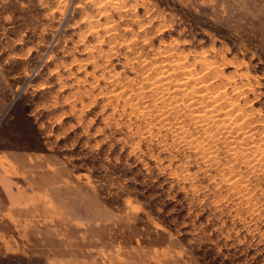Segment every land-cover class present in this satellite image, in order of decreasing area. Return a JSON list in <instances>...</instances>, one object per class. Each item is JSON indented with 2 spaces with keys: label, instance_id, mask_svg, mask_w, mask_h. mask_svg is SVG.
I'll list each match as a JSON object with an SVG mask.
<instances>
[{
  "label": "rangeland",
  "instance_id": "obj_1",
  "mask_svg": "<svg viewBox=\"0 0 264 264\" xmlns=\"http://www.w3.org/2000/svg\"><path fill=\"white\" fill-rule=\"evenodd\" d=\"M185 68L236 133L138 112ZM263 144L264 0H0V264H264Z\"/></svg>",
  "mask_w": 264,
  "mask_h": 264
},
{
  "label": "bare ground",
  "instance_id": "obj_2",
  "mask_svg": "<svg viewBox=\"0 0 264 264\" xmlns=\"http://www.w3.org/2000/svg\"><path fill=\"white\" fill-rule=\"evenodd\" d=\"M115 30V29H114ZM113 41V40H112ZM169 51V50H168ZM167 52V51H166ZM186 56V55H185ZM173 57V56H172ZM172 59V58H171ZM179 59V62H180V58H178ZM144 60H146V58L144 59ZM143 60V61H144ZM169 60V59H168ZM176 60H177V58H176ZM178 61V60H177ZM168 65V64H167ZM180 65V64H179ZM212 65V64H211ZM152 66V65H151ZM154 66V65H153ZM162 67H164V65L162 66ZM168 67H169V65H168ZM168 67L166 68L167 70H168ZM164 69V68H163ZM169 69H170V67H169ZM192 69V68H191ZM208 69V68H207ZM166 70V71H167ZM181 70H182V67H181ZM185 70H186V68H185ZM195 69H193V71H194ZM165 71V72H166ZM175 71V70H174ZM187 72H185L184 73V76H182V78H178V79H175V78H172L171 76H169V75H174L173 74V72H172V74H169L168 76L167 75H161L162 77H157V78H153L152 77V79L153 80H150L151 78H150V76L148 77V78H146L148 81L147 82H145V83H147V85H146V89H145V91H147L148 93V95L145 93V92H143V90H141V92H143V95L142 96H140L141 98L143 97H149L150 96V98H151V100L150 101H152V103H153V108H151V109H149L148 108V104L146 103V104H144L143 106H142V108L140 107V105H137L136 103H134V104H136L138 107H139V109H138V112H139V110H140V112L143 114V115H149L151 112H152V109H158V110H160V111H162V113H163V115L164 114H167L168 112H170V111H175V113L177 112L178 114H181L182 112L184 113V112H187L186 114L189 116V119H190V123H188L189 125H191L192 126V129H197V128H199V129H208V128H210V127H212V126H214V125H218V124H220L219 125V127H220V129H222L221 127H223V129H225L226 130V133H229V134H231L232 135V133H236V131L237 130H234L233 129V125L235 124V122H236V120H235V118L237 117L236 115V117L235 118H231V117H229V115H228V118H220L222 115H224L225 113V111L226 110H224L223 112H218L221 108H222V106H221V108L220 107H217V104H215V102H217L216 101V97H215V92L213 91V90H211L210 88L208 89V87L207 86H203V84H201L202 86H198V85H194V83H193V85H190V84H188L187 82L189 81V82H192V81H190L189 79H191V76L193 75V74H195V73H197V72H195L194 71V73H192L191 71H189V70H186ZM161 72H162V69H161ZM160 73V72H159ZM163 73V72H162ZM171 73V72H170ZM175 74H177L176 72H174ZM200 73V72H199ZM210 73V72H209ZM143 75V74H142ZM183 75V74H182ZM185 75H187V76H185ZM152 76H155V75H152ZM157 76V75H156ZM178 76V75H177ZM202 76V75H201ZM215 76V75H214ZM218 76V75H217ZM147 77V76H146ZM204 77V76H203ZM198 78V77H197ZM201 78L202 77H200L199 79L201 80ZM205 78V77H204ZM209 78V77H208ZM213 78V77H212ZM196 79V78H195ZM207 79V78H206ZM202 82H203V79L201 80ZM196 82V81H195ZM206 84V83H205ZM145 85L143 86L144 88H145ZM188 85V86H187ZM222 85V84H221ZM132 86V85H131ZM121 87H122V85H121ZM141 87V86H140ZM139 87V88H140ZM123 88V87H122ZM125 88H127V87H125ZM124 88V89H125ZM139 88H137V90L139 89ZM222 88V87H221ZM129 89V88H128ZM128 89L126 90V91H128ZM115 90H117V89H115ZM135 89H133L132 88V91H134ZM137 90H135V91H137ZM221 90V89H220ZM129 91H131V90H129ZM124 92V91H123ZM140 92V93H141ZM150 92V93H149ZM218 92V91H217ZM126 93V92H125ZM130 93V92H129ZM136 93V92H135ZM139 93V92H138ZM138 93L135 95V98H137L136 96H138ZM145 93V94H144ZM127 94V93H126ZM119 95V94H118ZM130 95H132V94H130ZM122 96V94L120 95V97ZM126 96V95H125ZM124 95H123V97H125ZM119 97V96H118ZM134 97V96H133ZM130 98V97H129ZM140 98V99H141ZM225 98V97H224ZM223 98V99H224ZM225 99H227V98H225ZM224 99V100H225ZM126 100V99H125ZM130 100H132V97L130 98ZM139 100V99H138ZM144 100V99H143ZM140 101H142V100H140ZM145 101V100H144ZM219 101V100H218ZM226 101H228V100H226ZM233 101V100H232ZM143 102V101H142ZM131 103V102H130ZM145 103V102H144ZM229 104L231 103L230 101L228 102ZM227 103V104H228ZM233 103V102H232ZM128 104V103H127ZM133 104V103H132ZM142 104V103H141ZM224 104V103H223ZM227 104H225V105H227ZM131 105V104H130ZM220 105V104H219ZM132 106V105H131ZM137 107V108H138ZM225 107H227V106H224V108ZM136 108V109H137ZM218 108H220V109H218ZM235 109V108H234ZM223 110V109H222ZM229 110V109H228ZM230 111V110H229ZM234 111H236V110H234ZM232 112V111H231ZM140 113V114H141ZM227 113V112H226ZM233 113H235V112H233ZM232 113V114H233ZM141 114V115H142ZM231 114V113H230ZM241 114V113H240ZM183 115V114H182ZM152 116H153V114H152ZM177 116V118L178 117H181V116H179V115H176ZM176 116H174V117H176ZM238 116H240V115H238ZM145 117V116H144ZM154 117V116H153ZM151 118V117H150ZM156 118V117H155ZM169 118H172V117H168V119ZM177 118H176V120H177ZM242 118V117H241ZM163 119L164 120H166V116H163ZM152 120V119H151ZM155 120V119H154ZM153 120V121H154ZM159 120V119H158ZM169 120H171V119H169ZM181 120H183V119H181ZM187 120V119H186ZM241 120H243V118L241 119ZM154 122H156V121H154ZM185 122V121H184ZM183 122V123H184ZM243 122V121H242ZM188 124H186V123H184V124H181V125H179V126H177L176 128L179 130V132H188ZM243 124V123H242ZM174 125V124H173ZM238 125H240V124H238ZM148 126V125H147ZM191 126H189V127H191ZM158 127H159V125H158ZM218 127V128H219ZM240 127H241V125H240ZM239 126H238V128H240ZM243 128V127H242ZM198 130V129H197ZM196 130V131H197ZM194 131V130H193ZM214 131V130H213ZM190 132H192V131H190ZM217 132H221V131H218L217 130ZM241 132H243V133H241ZM189 133V132H188ZM240 133L242 134V136H240V137H242L243 139H247V138H250V134H246V133H248V131L246 132V131H240ZM240 133H238L237 135H239ZM201 134V133H200ZM224 134V133H223ZM222 135V134H221ZM228 135V134H227ZM189 136H191V135H189ZM149 137V136H148ZM186 137V136H185ZM188 137V136H187ZM186 137V138H187ZM214 137V135H212V134H207V133H205V138H210V139H212ZM223 137H225V135L223 136ZM227 137H229V136H227ZM199 137H196V136H194V137H191L190 138V140H189V143L190 144H193V143H196L197 144V142H199L198 143V145L202 142V141H199V139H198ZM203 138V137H202ZM226 138V137H225ZM224 138V139H225ZM221 139V138H220ZM186 140V139H185ZM217 140H218V138H217ZM223 140V139H222ZM235 140V139H234ZM237 140V139H236ZM251 140V139H250ZM205 141V140H204ZM214 141V140H213ZM216 141V140H215ZM215 141H214V144H215ZM210 142V141H209ZM220 142V141H219ZM187 143V142H186ZM212 143V142H211ZM249 143H251L250 141H249ZM248 143V144H249ZM201 144H203V143H201ZM200 144V145H201ZM214 144L213 145H211V146H214ZM233 144V143H232ZM247 144V143H246ZM256 144V143H255ZM199 145V146H200ZM207 145H208V143H207ZM257 145V144H256ZM264 145V144H263ZM263 145H262V147H263ZM211 146H210V148H211ZM235 146V145H234ZM201 147H202V145H201ZM236 147V146H235ZM238 147V146H237ZM240 147V146H239ZM251 147V146H250ZM262 147L261 146H255V148L251 151V152H249L248 151V154H247V156L246 157H249L250 158V160L249 161H254L253 162V168L256 166H261V165H263L264 164V157H263V155H262V153H264L263 151H261V150H264V149H262ZM195 148V147H194ZM197 148V147H196ZM207 148V147H206ZM234 147H232V149H233ZM240 148H242V147H240ZM252 148V147H251ZM235 149V148H234ZM233 149V150H234ZM245 149V148H244ZM249 149V148H248ZM259 149H261V150H259ZM204 150H205V148H204ZM207 150V149H206ZM232 150V151H233ZM243 150V149H242ZM241 150V151H242ZM228 151V150H227ZM240 151V150H239ZM229 152V151H228ZM237 153H238V151H237ZM216 153H214V155H215ZM246 154V153H245ZM236 155V154H235ZM238 155V154H237ZM213 156V154L211 155V157ZM239 156V158H240V156L241 155H238ZM243 157V156H242ZM245 157V158H246ZM215 158V157H214ZM238 159V158H237ZM236 160V159H235ZM234 160V161H235ZM242 160V159H241ZM247 160H248V158H247ZM245 161V160H244ZM230 162V161H229ZM240 162V161H239ZM247 163H249L248 161H246ZM218 163V162H217ZM233 163V162H232ZM246 163V165H249V164H247ZM230 165V164H229ZM262 167V166H261ZM201 168V167H200ZM251 168V167H250ZM259 170H261V168H259ZM258 171V170H257ZM236 176V175H235ZM232 178V177H231ZM235 184H237V183H234V182H232V185H235Z\"/></svg>",
  "mask_w": 264,
  "mask_h": 264
}]
</instances>
